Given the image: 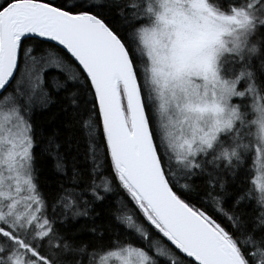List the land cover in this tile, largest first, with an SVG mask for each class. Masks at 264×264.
Here are the masks:
<instances>
[{"label": "snow or ice", "instance_id": "1", "mask_svg": "<svg viewBox=\"0 0 264 264\" xmlns=\"http://www.w3.org/2000/svg\"><path fill=\"white\" fill-rule=\"evenodd\" d=\"M113 257L264 264V0H0V264Z\"/></svg>", "mask_w": 264, "mask_h": 264}, {"label": "trees", "instance_id": "2", "mask_svg": "<svg viewBox=\"0 0 264 264\" xmlns=\"http://www.w3.org/2000/svg\"><path fill=\"white\" fill-rule=\"evenodd\" d=\"M60 75L56 70H52L48 73V76H57ZM61 80H63V77H61ZM46 90H48L51 93V97L54 101H57V103H54L52 105H49L47 108H40L37 107L34 111L33 119L35 120L36 124L39 127L40 135L37 136V141L39 142L42 140L45 136L51 134L52 132L59 133L61 137V141L68 137L69 135H74L77 139H80L81 144H83V140L81 138V132L79 130V117L75 114V110L69 106L68 100L60 101V97H63L66 95L64 91H60L58 94L57 92L50 86L46 84ZM61 105L63 107L67 108V111L61 110ZM46 142V141H45ZM43 147V145H41ZM63 150V149H61ZM81 152H83V149H81ZM36 163H35V169H36V176L39 185L41 186L42 191H46L48 189V186L52 183L54 177H53V169L52 164L53 161L50 159H46V155H42L40 150L37 149L36 153ZM252 160L249 159V161L246 164V167L252 168ZM78 164L84 163L83 155L81 154L80 158L77 160ZM67 167L70 170L72 167V159L69 156L67 158ZM250 179L254 178L253 171L250 173ZM197 183H201L200 181H197ZM84 219L80 220V223H84ZM99 223V221H98ZM82 239L87 241L91 239L90 236L87 234L82 236Z\"/></svg>", "mask_w": 264, "mask_h": 264}, {"label": "rangeland", "instance_id": "3", "mask_svg": "<svg viewBox=\"0 0 264 264\" xmlns=\"http://www.w3.org/2000/svg\"><path fill=\"white\" fill-rule=\"evenodd\" d=\"M236 102V101H234ZM252 163V169H253V174H254V178H256L257 180H259V174L256 171V169H258L260 167L259 161H257L255 164ZM108 264H121V261L116 259L115 257L111 258L108 262Z\"/></svg>", "mask_w": 264, "mask_h": 264}]
</instances>
